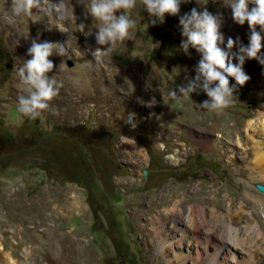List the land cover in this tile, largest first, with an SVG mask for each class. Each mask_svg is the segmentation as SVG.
I'll use <instances>...</instances> for the list:
<instances>
[{"label": "rangeland", "instance_id": "1", "mask_svg": "<svg viewBox=\"0 0 264 264\" xmlns=\"http://www.w3.org/2000/svg\"><path fill=\"white\" fill-rule=\"evenodd\" d=\"M49 1L56 5L48 8L49 16L53 19L51 25H48L51 18L44 14V7L33 9L31 15L13 16L11 1L3 0L0 9V213L6 205L13 208L14 205L35 203L34 205L42 207L44 203L51 205L53 202L71 210L74 208L71 207L73 196L77 191L86 209L83 220L87 223L80 224L88 225L92 245L103 256L101 264H167L165 259L170 257V253L162 257L155 245L146 248L140 242L139 230L142 224L146 223L147 228L158 225L154 221L155 212L141 214L149 206L143 201V194L149 195L163 182H168L177 189H185L191 200L199 204H204L206 196H219L221 199L216 202L222 208L228 203L226 190L235 196L238 205L237 201L244 195L245 183L242 177L233 175L230 167L225 166L229 154L225 147L216 146L205 150L196 143L195 140L204 136V133H200L196 124L187 119L171 125L176 129L190 128L193 132L192 136L195 138L185 133L180 135L192 147L188 154L181 156L178 161L168 158L167 153L177 147L165 144L167 151H160L159 148L163 145L155 139V128L143 131L138 127L139 129L130 132L129 137L136 140L138 148L144 154L140 164L130 163L135 159L123 155L126 150L122 138L124 132L115 130L116 120L109 124L104 118H98V114L104 111L102 105L105 101L91 99L92 101L84 102V107L73 102L76 96L75 92L68 91L69 83H73L82 74L86 64H94L100 59L99 49L95 46L90 51L83 45L73 46L68 40H62L59 28L67 30V27L60 24V17L65 14L67 4L65 0ZM75 2L81 4L82 8L86 5L85 0ZM224 2L231 4L232 0H182L178 15L165 14L163 23L152 26L148 23L150 18L142 0H136V7L131 10L136 26L130 30L129 38L123 43L106 46V56L119 67H130L129 70L137 78L149 80L146 84L153 91L148 95L149 98H139L140 104L153 97L158 102L147 112L136 103L129 102L133 107L117 113L124 123H140L142 120L145 124L150 113L152 124L161 125L164 122L163 113L174 109L183 113L188 106L184 104L187 103L186 100L193 98L203 102L208 99L203 92L175 101L168 96L170 89L186 83V76L194 78L195 67L201 59V54L191 46L189 54H184L180 45L187 38L182 35V27L173 24L184 14H190L193 8L197 11L206 8L213 15L220 14L224 23H227L228 11L222 8ZM250 6L255 5L249 3V10ZM79 12L78 9L73 10L72 15ZM96 30L93 27L94 33ZM77 33V30L70 31L69 39ZM33 40L38 43H60L67 52V55L50 56L54 68L47 75L58 82L59 93L35 120L24 117L17 111L18 96L26 94L22 91L25 86L19 80L17 70L25 60L31 59L26 53ZM87 41L82 40V43ZM261 52L260 55H264V46ZM81 58H85L86 63ZM250 60L246 57V63L243 64V70L248 76L247 70L255 68ZM229 80L230 84H235L234 79ZM250 80L251 77L246 82L247 85L237 86L234 93L236 100L230 107L216 112H230L233 115V111L238 110L245 114L254 105V95L264 94V85L255 87ZM146 84L143 89H146ZM88 89V93H94L93 86ZM112 93L118 98L127 99L125 87L116 92L112 90ZM94 102L97 107L85 108ZM216 112L203 117H211ZM131 114L133 117H128ZM239 161L240 159L236 163L238 167L243 165ZM144 168L147 170L145 175L142 173ZM197 181H201L200 191H193L185 186L186 183ZM213 181L216 182L215 189L219 188V194L212 192L205 196L204 190ZM257 182L264 185L262 181L254 184ZM254 184H251L253 188ZM201 193L205 200H201ZM7 195H10L8 200ZM123 196L131 204L123 207L118 205L123 201ZM134 202L138 204L134 205ZM133 206L137 208L135 217L140 215V219H134ZM250 206L248 202L245 204L243 218L253 210ZM153 207H150L152 211ZM73 211L75 209L70 212ZM1 220L8 219L5 215H0ZM16 222L13 221L12 224ZM105 242L107 249L101 250L99 247ZM14 259L9 258L8 262L0 264H16ZM18 264H25V261L20 259ZM186 264L192 263L187 260Z\"/></svg>", "mask_w": 264, "mask_h": 264}, {"label": "bare ground", "instance_id": "2", "mask_svg": "<svg viewBox=\"0 0 264 264\" xmlns=\"http://www.w3.org/2000/svg\"><path fill=\"white\" fill-rule=\"evenodd\" d=\"M65 1L67 8L65 14L60 17V24L65 25L67 30L59 28L62 40H68L73 46L83 45L90 51L96 46L100 56L94 64L85 65L82 74L73 83H69L68 91L75 92L76 99L73 98V102L78 103V106L84 107L86 105L84 102L91 99L105 101L102 107L106 113L100 112L98 118H104L109 124L110 121L116 120L115 130L124 132L122 138L126 150L123 151V155L135 159L130 163L140 164L144 154V151L138 148L136 140L129 137L130 132L139 129L138 127L143 131H151L155 128V139L163 145L159 148L160 151H167L165 144L177 147L171 153H167L168 158L178 161L181 156L188 154L192 147L185 143L180 135L185 133L195 138L192 136L193 132L190 128L176 129L171 125L176 121L187 119L196 124L200 133H204V136H199L195 140L196 143L205 150L214 149L216 146L225 147V151L229 153L225 166L230 167L233 175L242 177L245 183L244 195L237 201L238 205H236L235 196L226 190L228 203L220 208L216 200L221 197L206 196L212 192L219 194V188L215 189V181L210 182L204 190L206 200L203 194H200L201 200H205L204 204L192 201L185 189H177L168 182H163L149 195L143 194V201L149 206L141 214L155 212V216H152L158 225L147 228L146 223L142 224L139 230L140 242L146 248L149 245H155L162 257L170 253V257L165 259L167 264H186L187 260L192 264H264V195L251 186L256 181L264 182V94L254 95V105L248 108L245 114L235 110L233 115L230 112H216L211 117H203L212 112L201 109L199 104L202 102L192 98L184 103L188 106L183 113L177 109L163 113L164 122L161 125L152 124L153 118L150 113L145 119L148 121L145 124L142 120L140 123L133 121L124 123L125 121L123 122L117 113L130 108L133 105H131L132 102L147 112L150 107H146L144 103L140 104L139 98H149L148 95L153 88L147 86L148 79L137 78L129 70L130 67H119L108 58L106 46H98L95 36L85 37L79 32L80 23H84L92 32L93 27L97 29L99 26L98 22L86 12L89 0H85L84 8L75 0ZM2 4L3 0H0V9ZM228 5H230L228 2L222 4V8L228 12L227 23L223 21L220 28L224 37L221 48L228 51L227 40L231 37L237 41L231 52L237 53L241 45L246 47L249 44L250 31L247 23L241 26L233 22ZM42 7H44V14L49 16L48 8L56 7V5H52L49 1ZM252 7L254 6H250V10ZM76 9L80 12L72 15V11ZM50 18L51 22L48 25H51L53 21L52 17ZM173 25L181 26L179 21ZM88 28L86 27L85 31ZM74 30L78 33L69 39L70 31ZM256 30L260 31L259 26ZM261 35L264 37V32H261ZM82 40L88 41L84 44ZM77 55L80 54L77 53ZM80 60L86 63L85 58ZM233 61L238 63L235 58ZM250 61L258 69L247 68L251 77L250 82L255 87H263L264 65L256 59ZM144 84L146 89H143ZM90 86L94 87L93 94L88 93ZM124 87L127 89V99L113 95L112 90L116 92ZM97 106L94 102L85 108ZM130 116L133 117L132 114L128 115ZM238 159L242 166H236ZM254 173L257 174L254 175ZM185 186L193 191L202 189L201 181L186 183ZM9 196L7 195V200ZM122 200L118 205L123 207L125 204H131L124 196ZM247 202L253 210L243 218L242 210ZM34 204L14 205L13 208L6 205L1 211L0 215H5L9 221H0V263L8 262L9 258H15L16 264L20 259H23L25 264L41 262L42 264H101L103 256L92 245L88 225L80 224L87 223L83 220L86 209L77 191L73 196L71 207L74 208L71 210L64 209L60 204L55 205L54 202L51 205L44 203L42 207ZM151 206H154L153 211ZM74 209L75 211L70 212ZM132 210L134 219H140V215L135 217L136 214H134L137 208L133 206ZM72 217H74L73 220L69 221ZM13 221L17 222L12 224ZM241 221L243 223H240ZM106 245L105 242L99 248L106 250Z\"/></svg>", "mask_w": 264, "mask_h": 264}, {"label": "clouds", "instance_id": "3", "mask_svg": "<svg viewBox=\"0 0 264 264\" xmlns=\"http://www.w3.org/2000/svg\"><path fill=\"white\" fill-rule=\"evenodd\" d=\"M48 2L49 0H11L12 15H31L33 9L39 10ZM181 2L182 0H142L150 18L148 23L155 26L164 22L165 14L178 15ZM249 3L255 5L251 10L248 8ZM228 6L234 23L241 26L247 23L250 31L249 44L246 47L241 45L237 53H232L231 49L237 41L228 38V51L222 49L219 46L224 42L220 32L222 15H213L206 8L202 11L193 8L190 14L181 16L179 23L182 35L187 39L181 42L180 49L188 55L191 46L201 54V59L195 67L194 78L186 76V83L169 90L170 100L175 101L185 96L190 98L193 93L203 92L208 99L200 103L199 107L209 112L222 111L235 102L237 86H244L250 79L243 70L245 58L256 59L264 65V55H260L264 46V37L261 35L264 32V0H232ZM135 7L136 0H89L86 12L99 25L94 33L96 44L110 47L127 40L130 30L136 26L135 19L131 17V10ZM257 26L260 28L259 32L256 30ZM78 27L85 37L93 35L91 30L85 31L88 26L84 23H80ZM26 54L31 59L25 60L17 70L19 80L25 86L22 91L26 93L18 96L17 111L24 117L35 120L59 93L58 82L47 75L54 68L49 57L54 54L67 55V52L60 43H38L33 40ZM233 58L238 63H233ZM229 78L235 80L234 85L230 84ZM143 103L146 107H154L155 97Z\"/></svg>", "mask_w": 264, "mask_h": 264}, {"label": "water", "instance_id": "4", "mask_svg": "<svg viewBox=\"0 0 264 264\" xmlns=\"http://www.w3.org/2000/svg\"><path fill=\"white\" fill-rule=\"evenodd\" d=\"M146 172H147V170L144 168L142 173L145 175ZM254 186L259 192L264 193V185L263 184L257 182L254 184Z\"/></svg>", "mask_w": 264, "mask_h": 264}]
</instances>
